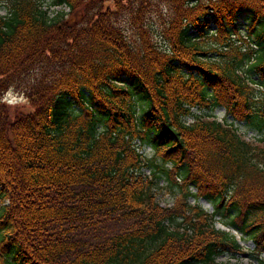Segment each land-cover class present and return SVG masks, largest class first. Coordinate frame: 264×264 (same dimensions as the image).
Segmentation results:
<instances>
[{"label": "trees", "instance_id": "16d2710c", "mask_svg": "<svg viewBox=\"0 0 264 264\" xmlns=\"http://www.w3.org/2000/svg\"><path fill=\"white\" fill-rule=\"evenodd\" d=\"M0 4V264H227L218 255L243 245L219 209L264 264V0ZM242 18L248 48L233 39ZM10 85L32 104L14 117ZM193 105L209 108L187 121ZM162 173L183 186L172 204L153 186Z\"/></svg>", "mask_w": 264, "mask_h": 264}, {"label": "rangeland", "instance_id": "374dc122", "mask_svg": "<svg viewBox=\"0 0 264 264\" xmlns=\"http://www.w3.org/2000/svg\"><path fill=\"white\" fill-rule=\"evenodd\" d=\"M3 0H0V2ZM103 3L110 4L111 6L114 5V0H103ZM62 6H65L68 8L66 4H52L51 9L53 8H61ZM6 11V7L4 4H0V12ZM121 17L124 18L123 23L125 25L128 24V32L133 33L134 30L130 26V23L125 20V15L120 14ZM73 20L80 19L82 17V9L77 10L76 12H73L71 15ZM243 20L238 23L239 30L234 33V43L238 42L239 45L243 43V38H249L253 34V32H250V18H242ZM152 20V22H151ZM150 22L152 24V31L156 39L161 38L160 32H162V25L158 19H151ZM216 24L214 22L210 23V27H215ZM133 35V34H132ZM241 41V42H240ZM241 48L249 47L248 44L241 45ZM244 68H247V64L244 63ZM251 76L254 79H258L259 74L257 72L250 73ZM1 99L9 105L10 109V115L12 117L15 116L17 112L26 111L28 109L32 108V104L30 102V99L28 96L19 88H16L14 85H10L7 89L3 91L1 94ZM209 107H201L197 105H193L192 109L194 110V113L188 114L186 116L187 121H191L195 113H205L207 112ZM212 113L216 115L219 118H224L227 116L229 119L233 118V115L231 113H227L226 106L223 104L215 105L211 109ZM256 121V120H255ZM255 121H248L243 119H235V124L238 125V129L246 136V137H257L259 134L263 132L255 124ZM137 146L140 150H143L148 155H151L153 153V147L149 143L141 142L139 139H137ZM171 161H167L165 165L168 167L172 166ZM158 172L159 170L156 169L155 172ZM144 172L151 173L152 168L150 166L144 167ZM154 188L157 191V197L162 203L172 204L175 202L177 197L183 192V186L180 183L175 182L172 177H168L166 173H162L160 175H157L154 177ZM188 188L193 192L197 191V187L195 185H189ZM9 200L8 197H3L0 194V208L1 206ZM189 201L191 202H198L200 203L204 208L208 210L215 209V202L208 197L204 195H196L194 193H191L189 195ZM225 208V207H224ZM220 210V211H219ZM218 212H216V223L217 225L221 227L228 228L232 231H234L237 235V237L240 239V242L243 245V250L239 251L237 253H231L230 251H223L218 255V259L224 261L227 264H260L257 260V257L254 255V248L256 246V242L254 238L247 234L246 232L240 230L239 228L232 225L230 222L226 220L228 218L224 213L221 212V209H219ZM261 254L264 255V251L261 252Z\"/></svg>", "mask_w": 264, "mask_h": 264}, {"label": "water", "instance_id": "95a60500", "mask_svg": "<svg viewBox=\"0 0 264 264\" xmlns=\"http://www.w3.org/2000/svg\"><path fill=\"white\" fill-rule=\"evenodd\" d=\"M106 5H108V4H106Z\"/></svg>", "mask_w": 264, "mask_h": 264}]
</instances>
